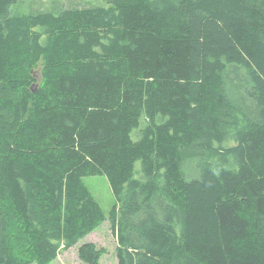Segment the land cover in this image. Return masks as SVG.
Returning <instances> with one entry per match:
<instances>
[{"label": "trees", "instance_id": "16d2710c", "mask_svg": "<svg viewBox=\"0 0 264 264\" xmlns=\"http://www.w3.org/2000/svg\"><path fill=\"white\" fill-rule=\"evenodd\" d=\"M16 1L0 0V264H48L107 218L117 264H264V0ZM98 174L108 215L82 179Z\"/></svg>", "mask_w": 264, "mask_h": 264}, {"label": "rangeland", "instance_id": "374dc122", "mask_svg": "<svg viewBox=\"0 0 264 264\" xmlns=\"http://www.w3.org/2000/svg\"><path fill=\"white\" fill-rule=\"evenodd\" d=\"M30 1V3H28ZM59 4L67 3L70 6H82L84 4L100 3L101 0H59ZM48 0H17L13 5L14 11L39 10L45 8ZM50 5V4H49ZM48 5V6H49ZM83 182L89 188L92 195L100 203L104 212L108 215L111 206L115 202V197L110 189V185L105 175H87ZM82 242H93L98 247H104L106 252L101 256L99 264H117L114 249L116 247L115 236L111 232L108 218L101 222L92 232L86 235L77 244L60 253L57 258L48 264H85L77 254L78 246Z\"/></svg>", "mask_w": 264, "mask_h": 264}]
</instances>
